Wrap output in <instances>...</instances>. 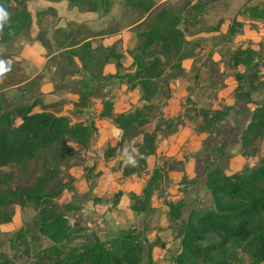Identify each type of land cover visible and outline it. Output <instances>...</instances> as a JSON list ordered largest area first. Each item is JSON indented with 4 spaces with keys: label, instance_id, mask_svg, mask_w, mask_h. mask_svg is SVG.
Segmentation results:
<instances>
[{
    "label": "trees",
    "instance_id": "obj_1",
    "mask_svg": "<svg viewBox=\"0 0 264 264\" xmlns=\"http://www.w3.org/2000/svg\"><path fill=\"white\" fill-rule=\"evenodd\" d=\"M26 1L0 0V5L10 13L9 20L0 28V44L21 35L28 39L32 18ZM66 1L69 7L92 12L104 4V0L99 3ZM214 1L195 0L189 5L186 0L178 7L162 6L146 19L145 15L150 13L155 0H123L124 8L138 13V17L126 25L135 38V44L127 50L129 69L123 66L122 53L114 45L104 46L96 39L116 29L93 31L84 23L67 22L64 27H55L50 37H46L45 31L37 32L35 39L48 56L44 68L61 63L64 75L75 77L67 86L74 87L77 100L72 102L68 114H64L61 113L63 99L45 104L33 98L29 102L10 104L0 93V224L11 221L15 207L29 206L32 210L29 218L6 235L5 240L12 252L7 254L0 246V264H15L14 259L19 254L25 257L24 263L27 264H140L145 252L146 264H149L151 247L163 246L158 238L147 241L132 228L101 239L86 226L70 225L64 212L56 206L55 201L63 192L74 191L75 178L68 174L63 162L72 154L85 153L89 149L97 132L95 119H109L120 131L115 144L103 146L97 159L106 161L120 155L112 169L118 170L122 178L130 175L145 177L137 193H128L130 209L136 214L147 212L154 191L167 207L169 222L175 226L174 237L179 238L180 244L173 257L175 264H243L244 257L247 258L246 264L263 263L264 158L252 165L245 164L230 174H225L219 165L206 168L203 185L209 200L194 203L185 219L181 218L184 200H167L158 191L160 179L172 168L167 165L164 170V156H156L159 139L173 133L178 125L183 124L184 118L190 121L193 131L208 132L233 109L232 105L224 104L211 110L198 105L187 94L181 101V113L168 118L162 115L171 96L170 85L184 73L182 61L192 59L197 46V42L185 38L184 30L191 29L189 26L204 32H218L220 29L221 19L207 26L202 24V15ZM43 14L55 15V12L46 7L37 10L35 17ZM236 15L264 20V1L257 0L253 5L239 7L220 39L227 47L223 59L234 81L233 98L242 103L244 112L248 109L247 103L253 105L247 110V121L236 132V152L244 158H251L264 142V94L251 97L257 87H264V79L259 80L264 77V47L262 38L257 42L248 39L234 41V37L246 29L244 22L236 20ZM262 27L264 29V23ZM53 51L56 53L52 54ZM0 60L7 61L10 69L2 78L3 88L22 83L17 90L26 91L35 84L36 76L25 81L20 63L11 54L1 52ZM107 63L114 66L113 73L104 72ZM215 63L211 60L212 66ZM238 66H243L244 71L240 72ZM199 71V68L191 70L187 84L189 91L199 87ZM210 71L213 72L214 68L210 67ZM113 86L137 93L136 100L119 113L112 111ZM98 91L101 105L98 110H93L91 99ZM159 96L162 101L155 106ZM34 107L39 109L34 110ZM149 125L150 128L146 129ZM123 148L135 160L134 164L125 163L128 156L121 152ZM223 149L220 144L212 152L221 158ZM149 156L154 157V162L150 170H146ZM95 159L86 157L80 163L86 181L90 179L88 174H99L95 171ZM3 167L21 170L27 175V181L14 183L13 172L1 170ZM186 179L182 173L181 183ZM120 195L121 192L116 191L104 201L113 208ZM100 199L93 197L95 202ZM62 207L68 211L78 209L71 202ZM40 238L49 244L32 249ZM75 240L78 242L71 244Z\"/></svg>",
    "mask_w": 264,
    "mask_h": 264
},
{
    "label": "crops",
    "instance_id": "obj_2",
    "mask_svg": "<svg viewBox=\"0 0 264 264\" xmlns=\"http://www.w3.org/2000/svg\"><path fill=\"white\" fill-rule=\"evenodd\" d=\"M194 1L195 0H189V5ZM255 3H257V0H216L207 6L205 13L202 15V20L206 16L209 18L215 17V20L221 19L222 22L220 24V29L218 32L223 33L225 31L226 24L234 16L235 11L239 7H241L242 5L250 6ZM26 5L27 10L29 11L32 18V23L28 32L29 37L32 38L39 30L45 31L47 37L49 36L53 28L64 27L65 24L69 21L77 23L83 22L93 31L103 30L100 26H96L94 23L95 21H93L92 17L95 15V11L79 12L75 7L69 9L67 7L66 0H60L57 2L47 0H27ZM46 7L53 8L55 12V24L52 26H50L51 20H48L51 18V15L43 14L38 18L35 17V12L37 10ZM209 10H211L212 16H208L209 14L206 13L209 12ZM235 17L236 20L245 23L246 29L242 32V34L235 36L234 41L239 39H248L252 42H257L262 38V45L264 47V29L262 27L264 20H250L242 15H236ZM190 28L191 29L188 28V32H190V34H195L194 32H197L198 35H204V33H202L203 31H199L198 28ZM129 29L130 27H126L124 29L117 30L108 34L105 33V35H99L98 37H96L97 41L104 46L114 45L116 50L122 53V64L125 68L128 69L130 68V58L127 55L126 50L131 47V43H129V41L127 40L131 35ZM212 33L217 32H210L209 34ZM185 38L189 40L186 35ZM24 40H27L26 37L21 35L11 41L12 43H18L21 41V47L14 54L13 59L20 63L22 67L21 73L25 78V81H28L36 76V82L32 87H28L25 91L17 90V86H20V84L22 83H19V85H12L10 87L3 88L1 86L2 78H0V93L4 94L6 102L10 104L29 102L33 98H38L42 103L45 104L51 103L58 99H63L64 103L61 106V113L68 114L72 102L77 100V94L74 93L73 86L69 87L67 85L72 80H74L75 77L64 75V68L61 63H58L56 66L49 64L46 68H44V64L48 58V56H46L45 50L39 45L38 42L34 40ZM2 51L4 50L0 46V53ZM55 53L56 52L53 51L52 54ZM187 61H191V59H185L182 61V67L184 68L183 75L178 77L170 86V88H173V90L171 91V97L167 100L162 110V115L164 118L179 114L182 111L181 101L185 95L189 94V90H187V84L188 77L190 75L189 69L191 63ZM103 69L104 72L107 73H113L115 71L114 66L111 63L105 64ZM242 70L239 71L242 72ZM56 72L58 73L57 76L55 75ZM232 86L233 85H231V87ZM116 88L111 90V93H113L114 95L112 111L114 113H119L126 110L129 104L136 100L137 93L135 90L123 91L122 86L117 89ZM232 88L230 89L232 90ZM218 95H220V92L218 93ZM254 95L255 94L253 93L251 97L254 98ZM92 99L94 98L92 97ZM95 100L97 101V108H95V110H98L101 105L100 99ZM228 101L229 100L226 99L225 101H223V103L225 105L233 106V104L228 103ZM233 101L235 100L233 99ZM246 106L249 110L253 107L251 103H247ZM38 109V107H34V110ZM236 110H238L237 107L233 106L231 112H237ZM106 123L108 124V126L115 130L114 134L119 133L120 135L119 129H117L109 119H95L97 133H100L98 124ZM189 124L190 121L184 118L183 124L178 125L173 133L159 139L155 150L156 156H164L167 157L166 161H171L170 163L172 168L167 170L165 173L167 177V184L165 185L162 194L167 200L170 201H176L179 199L184 200L185 206L181 212L182 219L186 218L191 206L194 203L202 201L206 202L209 200V194L204 190L203 172L205 166H211L217 161V157L215 155L213 156L212 153L211 155L209 151H203V148L201 149V144L195 142L196 140L199 142H201V140L203 141L208 132L192 131V128ZM97 135L99 137L98 141H100V143L103 139H107L109 137V133L107 132H103V134L100 133V135ZM106 142H108L110 145H114L113 140L105 141V143ZM211 145L213 144L211 143ZM209 147L210 146L208 144L207 149ZM231 150L233 155L228 159V165H230V162H232V160H238L242 162L250 160V158H244L240 156L236 152L237 147L231 148ZM114 157L117 160L119 158L118 155ZM114 157L106 161L102 159H95V171H98L99 174L93 176V186L91 185V192L96 197H108L112 192L118 189L121 192V195L117 204L113 208L109 207V204L105 201H100L99 203L93 204L90 198H87V196H89L90 194L87 190V181H85L83 178H78L73 183V193L69 195L67 192L65 193H67V197L72 198L75 194L76 199H79L81 196H83L87 199L90 205L85 203L83 204V208L79 207L76 210H72L70 212V216L75 222L83 221V223L91 228V230L96 232L99 237L100 234L101 236L104 234L106 236V234L108 233H113L114 226H116V231L125 230L126 228H132L136 233L140 235L141 238L144 237L147 239V241H151L156 237L161 242H163V246L161 247L154 245L151 247L149 251V264H175L173 262V257L178 252L180 244L179 238L174 237V233H172L171 231L170 226H173V224H169L167 207L159 201V199L156 197V191H154L149 203L150 209L145 213H134L129 207L130 200L128 198V193H137L142 183L144 182L145 177H136L134 175H130L128 177L122 178L118 170L112 169L116 165ZM153 162V156H149L146 158V170H150ZM174 162L178 163L173 164ZM249 164L250 163H248V165ZM166 168L167 164L164 165V170ZM100 171H102V173ZM182 173H184L187 180L201 179L202 185L199 186V188L190 186L184 191L179 190L178 187L181 186L179 184V181L181 179ZM73 178H76V176L73 175ZM62 194L64 195V192ZM67 202L80 205L78 203L79 201L76 202L74 199L72 201L71 199H67L65 203ZM88 206H91V210L87 212ZM19 210V207H15L11 221L8 223L0 224L1 231H3L1 227H4L6 225L11 226L12 229L17 228L18 224L16 222V217L19 214ZM146 258L147 253L145 252L140 264H146ZM262 264H264V261Z\"/></svg>",
    "mask_w": 264,
    "mask_h": 264
},
{
    "label": "rangeland",
    "instance_id": "obj_3",
    "mask_svg": "<svg viewBox=\"0 0 264 264\" xmlns=\"http://www.w3.org/2000/svg\"><path fill=\"white\" fill-rule=\"evenodd\" d=\"M92 1L96 2V3L101 2V0H92ZM183 1H186V0H155V5L152 7L150 13L145 15V16H147L146 19L148 17L153 16L162 6L171 5L174 7H178ZM67 7L69 9L72 8V7H69L68 5H67ZM77 11L83 12V11L78 10V9H77ZM206 13L209 14L208 16H212L211 10H209V12H206ZM94 14L95 15L92 18H93V21H95L94 22L95 25L100 26L101 29H103L107 32L113 31V29H116V31L124 29V28H126V25L129 22H131L132 20L136 19V17H138L137 12H134L132 10H129V9H126L123 7V0H104V4L102 6L100 5L96 9ZM49 15H51V18L48 20H51L50 26H52L55 24V21H54L55 15H52V14H49ZM203 20H202V24L205 26H207L209 24H214L216 21L215 17L209 18L207 16L204 17ZM69 22H73V21H69ZM75 23H77V22H75ZM80 23H83V22H80ZM189 27H192V26H189ZM52 30H51V32H52ZM129 30L131 32L130 33L131 35L127 40L129 41V43H131V46H132L133 43L135 44V38H134V35H133V32L131 31V29H129ZM188 30L189 29H185L184 31L186 33V36L189 38L190 42H192V41L197 42V46L194 48V51H193V54H194L193 58L191 59V61H187V62L191 63L190 69H189L190 75H191V70L196 69V68H199V70H200L198 77H197V83L199 84V87L196 90H190L189 91V94L192 96L191 98L198 105L203 106L205 108H209L211 110L218 108L221 105H224L223 101L228 99L229 100L228 103L233 104V106L237 107V109L239 110V112H238V110H236L237 112H230V114L227 116L226 119L215 124L214 127L208 131L207 136L205 137V139L203 141L202 140H201V142H199L197 140L195 141V142L201 144V149L203 148V151L204 150H205V152L209 151V153L210 154L212 153L213 156L215 153H213L212 150L215 147H217L220 144L224 146L222 157L221 158L217 157L218 159H217L216 163L212 164L211 166H205L204 170L206 168H209L212 166L214 167V165L215 166L219 165L222 168V170L228 174L231 172H234V171H239L245 164L250 163L249 165H252V164H255L259 158H264V142H261L258 150L250 158V160H246L245 162L243 161L244 163L242 161L232 160V162H230V165H228V159L230 157H232V155H233L231 148L237 147L236 146V142H237L236 132L247 121V119H248V116H247L248 111L247 110H249V109H247L244 112L243 107H242V103L237 102V101H233L234 98L232 95V90L230 88H232L234 86V81L230 76V71L227 68H225V66H224L223 57H224V54H225L227 47H226V45H224L220 42L222 33L217 32V33L209 34L210 32H204L203 31L202 33H204V35H198L197 32H194L195 34H190V32H187ZM51 32H50L49 36H47V37H50ZM106 34H108V33H106ZM102 35H105V34H102ZM27 40L28 41L34 40V41L38 42L35 39V36L32 38V37H29V35H28ZM27 40H24V41H27ZM0 46L4 50V51H2L3 53L11 54L14 57V54L21 47V41L18 43L17 42L12 43L10 41L7 43L0 44ZM126 52H127V50H126ZM211 60L215 61L216 65L212 66ZM210 67L214 68L213 72H211V71L209 72ZM242 69H243V67L239 66V70H242ZM243 71H244V69L242 70V72ZM190 75H189V77H190ZM262 79H264V77H261L259 80H262ZM231 85H233V86L231 87ZM115 88L116 87L113 86L111 89H115ZM117 88H119V87H117ZM172 90H173V88H171V91ZM219 92H220V95H218ZM253 93L255 94L254 97H256V98H258V96H262L264 94V87H257L253 91ZM98 95H99V91L96 93V95H94V97H93L94 99L91 100V107L93 110H95V108H97L96 107L97 101L95 99H100ZM161 101H162V98L160 96L157 97L155 100V106H159ZM147 128H150V125L147 126L146 129ZM98 129H99L101 134H103V132L109 133V137L107 139H103L102 142L100 143V141H98L99 137L97 135V134L100 135V133L96 132L95 136L91 140V144H90L89 149L86 150L85 153L76 152V153L72 154L71 158L68 159V161L63 162V167L65 168V166H67L68 174L71 175L72 177H73V175L76 176L75 180H77L78 178H83L85 180V178L82 175V167H81L80 163H82V161L85 160L86 157H92L93 160L95 158L97 159L98 154H99V150L101 149V147L105 146L106 144H109L108 142L105 143V141L113 140L114 144H115V142L118 139L117 137H118L119 133L114 134L115 130L113 128H111L110 126H108L107 123L106 124H98ZM211 143L213 145H211ZM98 144H100V145H98ZM208 144L210 147L207 149ZM72 146L75 149L77 148V146L74 144H72ZM210 149H211V151H210ZM227 150H228V152H226ZM121 152L122 153L124 152L125 156H130V153L127 151L126 148H123V150ZM119 156L120 155H118V157ZM114 159H115V157H114ZM166 159H167V157H164L162 159V162L164 163V165L165 164L171 165V163H170L171 161H166ZM116 161H117V159H115V162ZM173 164H175V162ZM1 170H7V171L11 170L14 174V178H13L14 183H21V182L27 181L26 180L27 175L22 173L21 170H19V169H16L14 167L13 168L12 167H3ZM100 172L102 173V171H100ZM88 175H89L90 179L87 181V190H88V193H90V194H89V196H87V198H90V200L92 201L93 204L99 203L100 201H104L112 193L119 191L118 189H116V191L112 192L108 197H105V196L100 197L101 198L100 201L95 202L93 200V197H95V196L91 192V188L93 186V180H92L93 179V173H90ZM166 184H167V177L164 174L163 177L160 179V182H159L158 191L160 193L163 192ZM179 184L181 185L178 187L179 190L180 189L186 190L190 186L199 188V186L202 185V182H201V179L200 180L199 179L198 180H192V182L188 181L186 179L182 183H181V181H179ZM66 194L67 193L64 192V195L62 194L55 201L56 206L64 212V214L66 215L70 225L78 226L77 224H80V226H86L88 229L91 230V228H89L87 225H85L83 223V221H81V222L73 221L72 217L70 216L71 211L64 210L62 207L63 204L67 201V199H71V201L74 199L76 202L79 201L78 203L80 205H77L78 208L79 207L83 208L84 207L83 204L86 203V204L90 205V203L83 196H81L79 199H76L75 194H74L73 198L67 197ZM69 194H72V193H68V195ZM90 210H91V206H88L87 212ZM18 213L19 214L16 217V222L20 226L24 220L29 218V216L32 214V210L30 209L29 206H27L24 208H20ZM169 224L171 225V222H169ZM18 225H17V228H18ZM170 227H171L172 233H174L175 226L173 225ZM115 228H116V226L113 227V233L116 232ZM1 229L3 231L0 230V246L2 247V249L7 254H11L12 251L9 250L5 238H6L7 234L14 232L16 230V228L12 229L11 226L6 225L4 227H1ZM110 234H112V233H108V234H106V236H105V234L102 236L100 234V238L104 239V238L108 237ZM77 242L78 241L75 240V241L71 242V244H76ZM48 244H49V241H47L46 239L40 238L38 243L35 242L33 244L32 249L36 248V247L37 248L38 247L39 248L44 247ZM244 258L245 259H244L243 264H246L247 258L246 257H244ZM24 260H25V257L22 254H19L14 259L15 264H27V263H24Z\"/></svg>",
    "mask_w": 264,
    "mask_h": 264
},
{
    "label": "clouds",
    "instance_id": "obj_4",
    "mask_svg": "<svg viewBox=\"0 0 264 264\" xmlns=\"http://www.w3.org/2000/svg\"><path fill=\"white\" fill-rule=\"evenodd\" d=\"M9 18L10 13L3 5H0V28L3 27V25L9 20ZM9 70L10 69L8 66V62L5 60H0V78H3ZM125 163L134 164L135 160L131 156H128L125 160Z\"/></svg>",
    "mask_w": 264,
    "mask_h": 264
}]
</instances>
